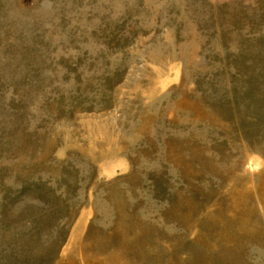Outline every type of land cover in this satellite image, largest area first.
Masks as SVG:
<instances>
[{
	"label": "rangeland",
	"instance_id": "rangeland-1",
	"mask_svg": "<svg viewBox=\"0 0 264 264\" xmlns=\"http://www.w3.org/2000/svg\"><path fill=\"white\" fill-rule=\"evenodd\" d=\"M0 264H264V0H0Z\"/></svg>",
	"mask_w": 264,
	"mask_h": 264
},
{
	"label": "bare ground",
	"instance_id": "bare-ground-1",
	"mask_svg": "<svg viewBox=\"0 0 264 264\" xmlns=\"http://www.w3.org/2000/svg\"><path fill=\"white\" fill-rule=\"evenodd\" d=\"M211 124V123H210Z\"/></svg>",
	"mask_w": 264,
	"mask_h": 264
}]
</instances>
